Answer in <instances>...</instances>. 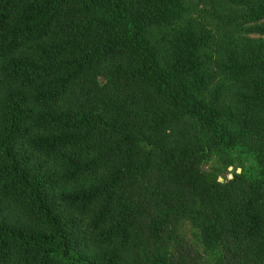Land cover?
Masks as SVG:
<instances>
[{
  "label": "trees",
  "instance_id": "1",
  "mask_svg": "<svg viewBox=\"0 0 264 264\" xmlns=\"http://www.w3.org/2000/svg\"><path fill=\"white\" fill-rule=\"evenodd\" d=\"M207 253L264 264V0H0V264Z\"/></svg>",
  "mask_w": 264,
  "mask_h": 264
},
{
  "label": "rangeland",
  "instance_id": "2",
  "mask_svg": "<svg viewBox=\"0 0 264 264\" xmlns=\"http://www.w3.org/2000/svg\"><path fill=\"white\" fill-rule=\"evenodd\" d=\"M204 170L217 176L219 179L224 180L226 178H231L233 173L240 172L235 166L227 167L225 166L217 156L211 155L204 163ZM186 237L190 243L195 245L199 252L202 253L203 247L200 244L199 234L196 230L192 229L190 225L186 228ZM206 259V264H210L212 257L210 254H204Z\"/></svg>",
  "mask_w": 264,
  "mask_h": 264
},
{
  "label": "water",
  "instance_id": "3",
  "mask_svg": "<svg viewBox=\"0 0 264 264\" xmlns=\"http://www.w3.org/2000/svg\"><path fill=\"white\" fill-rule=\"evenodd\" d=\"M219 181L221 182L222 180H221V179H219Z\"/></svg>",
  "mask_w": 264,
  "mask_h": 264
}]
</instances>
